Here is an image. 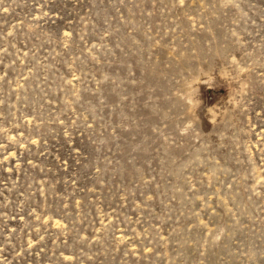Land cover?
Listing matches in <instances>:
<instances>
[{
    "label": "rangeland",
    "instance_id": "rangeland-1",
    "mask_svg": "<svg viewBox=\"0 0 264 264\" xmlns=\"http://www.w3.org/2000/svg\"><path fill=\"white\" fill-rule=\"evenodd\" d=\"M0 264H264V0H0Z\"/></svg>",
    "mask_w": 264,
    "mask_h": 264
}]
</instances>
